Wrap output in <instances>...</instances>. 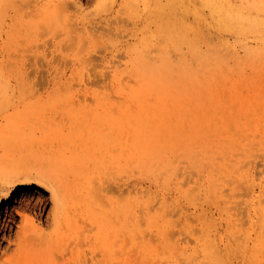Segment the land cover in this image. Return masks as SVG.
<instances>
[{"label": "bare ground", "instance_id": "bare-ground-1", "mask_svg": "<svg viewBox=\"0 0 264 264\" xmlns=\"http://www.w3.org/2000/svg\"><path fill=\"white\" fill-rule=\"evenodd\" d=\"M2 1H4V3H5V0H1V3H3ZM69 1L70 0H68V2ZM112 1L115 2L116 0H112ZM112 1H110V0H95V4L97 6V10L96 9L95 10L98 11V9H100V8L102 10L105 7H106V9L110 8L114 4V3H112ZM140 1L141 0H122L121 2H119L120 6L118 4H117V6L121 7L120 9L121 10L123 9V12H125V13H129V11H131V13H133L132 11L135 12V10L136 11H140ZM171 1H173L174 4L177 3V6H175L176 9L174 8V10L176 11V14H178L179 16L177 17V19L176 18L174 19V21L177 22L176 24H173L174 29L172 31H170L169 33L166 32V36L168 37V41L166 43V48L163 49V51L161 52L162 54L160 53V56H159L160 60H159L158 63L156 62V59H155L154 63H156V64H153V66L151 67L152 70H147L148 66L145 67L146 66L145 65L146 62L144 61V58H145V55L148 56V55L152 54V53L148 54L149 53L148 50L152 49L151 46L153 47V45H151L149 47V49L145 50V51H144V47H146L148 45V42L150 40V38L148 39L147 35H150L153 32L146 35V34L143 33V30H142L143 27H138L134 33L132 32L134 35H136L134 41L129 43V45L126 47V49H123V48L121 49V50H125L126 51V55L129 58L128 62L125 63V68L123 70L116 69V70L110 72L111 74L108 73L109 69H108V71L105 70L107 73H105L104 70H103L102 74L100 72L101 79H103L102 75H103V77H105L102 80V82L103 83H105L107 81L110 82L109 87H108V85H106L108 83L104 84L105 88H110L109 91L112 89L111 91L112 92L114 91L116 93L115 94L116 96H120V97H118V100H119V98H122V99L126 98V100H128L129 102L132 103L131 105H130V103H126L125 106L121 107L122 104L118 102V104H116L115 106L120 105V109H119L118 106H117L118 107L117 109L114 108L115 106H113V102L111 101V97L115 96V95H113L114 92L113 93L110 92L109 95H108L107 93L106 94L103 93L105 91H103V92H100V91H97V90L89 91L87 89V90H84L82 92H80L81 90H77V91H74V92L71 91L70 94L67 93V94L64 95V93H63V95H62L63 97H66L65 98L66 102L68 104H70L68 110L65 109L64 113L66 114V112H68L70 114L69 117L72 118L74 120V122H76V124L78 126H82L83 127V125H84V127L83 128L82 127L75 128L76 127V125H75V126H72L74 128V130H73V128L71 129V127L69 126L71 130H69L68 132H65L63 129H62L63 131L60 130V132H56L57 131L56 130L55 131L57 133V134L55 133L56 135L52 136L51 132H50L49 134L46 135V138L47 137L55 138V140L60 142L62 145H64V147H65V145L69 144V148H71L70 146H72V147L75 148V150L81 149L80 151H75V152H72V151L70 152V150H67V151H69V153L71 155L66 156V158L62 162H60V159L58 157L59 162H60L59 165H60L61 168L63 167L62 165L67 163V165H65V166H67V167L68 166H70V167L72 166L74 168V170L76 171V173L78 175V179H80L82 181L80 187H77L78 189L74 186L73 183H69V184L68 183H64V180L62 179V175H61L60 172H58V173H56L54 175V174L51 173L50 169H46V170L39 169V168H41L40 165L35 167V169L38 168L37 170H34L31 166H27V165L22 164V162H21L22 160H21V158H19L20 154L17 156L18 158H16L17 154H15V156H13L12 154H7L6 155L4 153L5 157H2V159H0V204H2L1 202H3V201L7 202L6 208L4 210L5 211L4 214H5L6 217L8 215H10V211H11V208H12V206L10 205V202H11V199L14 198V196L16 198V192L18 190V187L20 188V194H17V197L20 198V199H23V200L24 199L26 200L27 198H29V195H31L30 194L31 189L33 188V185L35 183H37V185H38L37 188L35 189L36 192H43V193L47 192L48 193L47 197L49 199H47V201L51 202L52 208H51V210L49 211V213L47 215L46 223H50L51 221L53 223V227H52L53 231H52V233H50V235H52V236L54 235L55 238H53V239H55L56 241H57V239L65 240V243H64L65 247H62V249H60V250L57 248L60 251L59 253H62V254L58 253L59 254L58 255V254H56L55 251L52 250L53 252H55V253H52V254H54L55 257L58 255L56 258L59 259L56 262H54L53 264H70L69 262H65V252H63V250L64 249L65 250L71 249L72 254H71V252H69L70 250H68V252L71 255H73L74 254L73 252H75L77 250H80L81 249L80 247L85 244L84 239L86 237L89 238L88 237L89 231L92 234L96 233L94 231L92 232V230H96L95 228L93 229V227L94 226L97 227V225H98L97 223H99L100 227H102V229L101 228L100 229L103 230V231H100V229L96 230L97 231V235H98V233H99L98 231H100V234L102 232H104V229H103L104 222L105 221L108 222L109 219L111 218V210H112L113 204H111V203L109 204V201H108V203H105L107 198L101 196L102 194L100 195V192L101 191L103 192V190L106 187L104 185L105 187L103 188V185H102L103 184V179H102V181L101 180L96 181L95 179H93V178L97 177L96 175L93 174L94 172L92 174L91 173L90 174L94 175L95 177H92V176L90 177V175H88L86 173V171H89V167L87 166L88 170L82 169L83 164L92 163V165L94 164L96 166L97 163L104 161L103 163L105 165V161H107L108 165L110 163L109 166H112V164H116L118 166L120 164L121 160H124L125 164L123 162L122 166H121L122 172H123V166L124 165H126L125 166L126 170L127 169H131L132 170V168L134 170V168L137 169L136 167H139V168H141V169H139L140 170L139 172L137 170H135V171L132 170V171L135 172V173L138 172L139 174H140V172H143V173H146L148 175H152L155 178H157V176H159L161 174H159L156 171L157 174H158L157 175L154 171L155 170H161V171L163 170V172H160V173H162V174H164L165 172L167 173V174L165 173L167 175V177L164 178L165 180L163 179V181H164L163 183L164 184H161V187L164 188L166 186H169L167 184L171 181V179L174 176H178L179 177V175L180 176L183 175L184 178L181 176L183 178V179L181 178L182 180L189 179L190 177H191V179L193 178L192 175L189 178H188L189 175H187L189 173L192 174V170H194V169H191V168H193V163H192V167L189 168V169H191L189 173H187L185 171H181L182 173H184V172L186 173V177L187 178H185V176H184L185 174L180 173V170H182V168H185L184 166L182 168H180V166L183 165L184 162L179 165L180 169L178 171V167L175 164V153L178 152L177 151L178 149L176 150V148L175 149L173 148L172 151H174V152L176 151V152L175 153L173 152L174 153V157H172L173 153H172V151L170 152V148L173 147L172 145L176 144V147L177 148L180 147L181 149H184V147L187 145L186 148L188 150H191V152L195 151V153H196V154L194 153V155H191V157L194 156V157L198 158V156H197L198 153L201 154L203 152L202 151H198V149L195 147V146H197L199 144L197 142H201L200 143L201 144L200 147H201L202 145H204L203 143H206V145H207V141H209V143H210L209 148L207 146V148H208L207 151L208 152L206 153V148H205L206 145H205V147H204L205 148V151H204L205 153L203 155H201L200 163L197 162L198 159L197 160L195 159L196 161L194 160V162H195L194 165H196L195 167H198L197 166L198 164L201 167V168H197L199 170L198 171L199 179L198 180L194 179L195 182H196L195 186L191 187V185L193 183H191V185H188V186H190V188L194 189L195 191L194 192L191 191V190H190L191 192L188 191V194L185 195V198H186V196L193 195V198H194V196H195V198L197 196L203 197L204 199L206 198L205 201L206 200L208 201V199H213V200L218 199V200H221V202H226V204H224V205H222L221 203H219V205L221 204L222 207L226 205V208H227L228 207L227 202L230 201V199H232L230 197V195L231 196H232V194H236L237 195L238 193L241 194L243 191H245V189H246L245 187H248V186L244 185V181L246 180V178L244 177V173L243 172H246V170L251 171V170H249V169H252L251 167L250 168H246L245 167L243 169V166L240 164L241 165L240 167L242 168V170H245V171L241 172V173H243L242 179L245 178V179H243L244 181L241 180V179L239 180L238 178H235L233 183H231L235 173H234L233 177H231V179H230L231 181L228 178H227L228 180L226 179L233 186L238 181H240V183H242L245 186L244 187L242 184H239V189H240V185H241V188L244 187L245 189L243 188L242 192H241V189H240V191H238L239 189H237L236 193H234V190L236 189V187L235 186L232 187V188H235V189L229 195L230 199H228L229 198L228 194L225 191L227 187L223 188V186H222L223 185V181H225L223 179V177L226 176V175L220 176V174H219V172L222 170V169L220 170L219 167L223 168V167L226 166V164L228 165V163H231V162H232L231 163L232 164L231 167H233L235 169V171L231 169L233 172H237V171H239L241 169V168H239V165H237L238 163H240V160H236V157L231 155L232 147L234 146L233 148L235 149V148H238L239 145H240V144L236 143V140H235L236 138H234L231 133H235L234 135H236V132H239L236 137H239L240 139H241V137H243V136H240V135L244 134V131H237V130H240L241 126L243 127V125H245V124H241L242 123L241 115H242V112L244 110H246V109H248L250 107L248 105V103H247V100H246L247 98L245 96L246 95L245 91H247V92L249 91V89L246 90L248 87H246L245 91L242 92V90H239V89H243V88H240L241 87V86L239 87L240 84L235 82L237 79L234 81V78L237 76L236 72L238 70L236 71V69H237L238 66L235 67V69H234L235 73H236V76H235V74L232 71L231 72L234 75L232 73L230 74V73L224 72L226 70L225 68H228V67L224 66L225 63H226L224 61L225 58H226V55L223 54V55H225V57H224L221 52L223 51V49H222L223 47L224 48L228 47V50H230L231 48L235 49L237 47V45L239 44V46L244 48L246 59H247V57L250 59V60L243 59L245 63L257 61V60H253V59L257 55H258V58H259V54L263 53L261 48L264 47V0H200L201 4L203 5V8H206L209 11V14L211 15V17H212V19L214 21V23H212V24H210L211 22L209 23L210 25H208V28H206V27L205 28L208 29L207 31H209L211 33L215 32L217 34V36L219 38L217 43L213 42L214 38L216 37V34H215V37H213V38L211 37L212 34H210V36L207 38V36H202L201 35L202 31L204 29L203 28L200 29L198 24H197V26H195V25H192V23L183 22V20L185 19L184 17H186V16L184 15V9H180L179 7L184 5L186 3V0H171ZM196 1H198V0H196ZM145 2L147 4H149V2L147 0ZM12 4H13V6H15V15H16V17L21 22L25 23L24 25H26V26H24V28H21V27H23L21 25L20 29H22L21 30V33H22L23 30H25V29L28 30V28L32 24L35 26L34 28L41 27L39 25H42L43 21H46V19L48 18L47 14L48 13L50 14V12H58L60 10L61 13L58 12V14H61L62 16H64L62 14V12L65 14L67 12V9H68V7H66L64 5L68 6L69 3H66V0H15L14 2H11V5ZM145 4L143 2V5H145ZM115 9L118 10V8H115ZM120 9H119V11L121 13L122 11ZM107 10H109V9H107ZM192 10L194 11L193 8H192ZM120 13H117L116 15H118ZM193 13H195V12H193ZM58 14L56 13V15L59 17ZM75 14H73V15H75ZM122 15H123V17H125V16L127 17V15H125L124 13ZM134 15H135V13H134ZM139 15H140V13H139ZM50 16L51 15H49V18H48L49 20L51 19ZM119 16H121V14ZM14 17L15 16L13 14V18ZM69 17H66V18L64 17V18L68 19ZM116 17H114V19ZM123 17H122V20H123ZM24 18H26V21H25ZM37 18H40V20H42V22L38 23L39 20H36ZM52 18H53V16H52ZM60 18H57V19L58 20L60 19L62 21V17L61 16H60ZM71 18H72V16H71ZM3 19L5 20V17H3L2 12L0 11V21H2ZM65 19L63 20V22L66 21ZM110 19H112V18L110 17ZM68 21H69V19H68ZM124 21H125V18H124ZM204 21H205V19H204ZM133 22H135V21L133 20ZM17 23L18 22H15V24H17ZM74 23H72V22L69 23V22L66 21V23L64 25V29L67 32L68 31L78 32L77 28H74V29L70 28L71 25L72 26H74V25L76 26L77 25V24H74ZM101 23H103V22H101ZM156 24H158V23L156 22ZM33 25H32V27H33ZM46 25H47V23L45 24V22H44V25H42L43 26L42 29H44L46 27ZM88 25H89V23H88ZM60 26H63V25H60ZM161 26H162V23H161ZM169 26L170 25L163 26V30H161V31H164ZM14 28L15 27H13V29ZM18 28L19 27H17V29ZM116 28H118V26ZM13 29H12L10 34L7 33V39H4L3 43L9 42V40H10V38L12 36V33H13ZM64 29L62 31H64ZM159 29H161V28H159ZM35 30H37V29H35ZM40 30L41 29H39L38 31H40ZM91 31H93L94 34L96 32V31L94 32V28ZM91 31L90 32H86L88 37L92 36L93 33ZM129 31H127L128 32L127 34H129ZM31 32H32L31 29H29V31H28L29 35L32 34ZM116 32H114V33L116 34ZM204 32H205V30H204ZM209 32L207 33V35H209ZM123 33H125V32H123ZM22 34H24V32ZM120 34H122V33H120ZM120 34H118V35H120ZM154 34H156V33H154ZM162 34H163V32H162ZM73 35L75 37L77 35V33L73 34ZM73 35H72V37H73ZM99 35L102 36V38H103V35H101L100 33H99ZM134 35H133V38H134ZM205 35H206V32H205ZM213 35H214V33H213ZM77 36H78V38L80 40L83 37L85 38V36L84 35L82 36L80 33ZM95 36H96V34H95ZM122 36L123 35H121V37ZM127 36H124V37H127ZM150 36L152 37L153 35H150ZM156 36H158V35H156ZM2 37L3 36H0V38H2ZM210 37L212 39L211 40L212 42L210 41L211 44L208 45L207 43H208V41H209L208 39H210ZM232 37H233V40H231ZM200 38H201V40H205V42L203 41L204 43L207 42L205 45L207 47H209V48H206V46H204L206 49L204 47H202L204 44H203L202 41H200ZM251 38L252 39L254 38V40H252ZM73 39L74 38H72V41H73ZM75 39H77V38H75ZM79 39L77 40V42L79 41ZM85 39H83V40L85 41ZM154 39H155V37L152 39V41ZM156 39H159V38H156ZM14 40L17 41V39H14ZM92 40L95 41L96 43L100 42L99 40H98L99 42H97L96 40H94V38H92ZM108 40H111V38L110 39L108 38ZM164 40L166 41V39H164ZM22 41L24 42V38H23ZM114 41H116V40H114ZM25 42H26V40H25ZM102 42H103V40H102ZM79 43H80V41H79ZM22 44H24V43H22ZM26 44L27 43H25V45ZM92 44H94V42ZM28 45H30V44H28ZM169 45L171 46V48L173 50L176 51L175 54L172 53L173 52V51H171L172 49L169 50L170 49ZM217 45H220V46H223V47H221L219 49L218 47H216ZM157 46L158 45L155 46L156 49L153 47L152 51H154V49L156 51L158 49ZM17 48L19 49V47H17ZM26 48H27L26 50L28 51V47H26ZM80 48H82V46H80ZM184 49H185V52L182 51ZM20 50H22V49H20ZM160 50L161 49H158L159 52H160ZM116 51H117V49L115 50V52ZM146 51H147V53H146ZM186 51L190 55V59L186 58L187 57V55H185ZM81 52H82V50H81ZM84 52H85V50H84ZM122 52L123 51H121V53ZM124 52H123L122 55H124ZM144 52L146 54H144ZM159 52H158L157 55H159ZM228 52L231 53L232 51H228ZM233 52H235V51H233ZM118 53L120 54V52H118ZM88 54H89V52L87 53V55ZM122 55L120 57H122ZM82 56H83V54H82ZM147 56H146V60H148ZM155 56L156 55H154V57ZM149 57H151V56H148V58ZM263 57H264V55H263ZM153 58H150V59H153ZM227 58L230 59V56H227ZM81 59H83V57ZM150 59H149V62H150ZM229 59H227V60H229ZM114 60H116V61L119 60L120 61V58L114 59ZM262 60H264V59L261 58L260 62ZM119 61H118V64H119ZM121 62H123V61H121ZM113 63H114V61H112V65L111 66L115 67L116 64L114 65ZM142 63L144 64V67H143ZM227 63H229V61H227ZM258 63L259 62H257V65L254 64L252 66L253 67H255V66L258 67L260 65V64L258 65ZM123 64L124 63H121V64H119L120 66H118V65L117 66L121 67V69H122ZM109 65L110 64H108L107 66L109 67ZM233 65L234 64H232V65L230 64L229 67H233ZM241 65H244V63L241 64ZM263 65L261 66L262 69L264 68ZM101 66H103V65H101ZM88 67H90V66H88ZM241 67L243 69V66H241ZM250 68H251V66H250ZM89 69H91V68H89ZM262 69H260L258 71L264 72ZM86 70H88V69H85V71L83 73L80 72L78 77H76L77 75L75 76L76 78L79 79L78 83H81V85L85 84L87 82V78H89L93 74V73L90 74ZM96 70H98V69H96ZM229 71H230V69H229ZM258 71L255 72V73H258ZM239 72H240V70H239ZM246 72H248V71L246 70ZM225 73H226V75L227 74L230 75V80L235 76L232 79L233 81H230L231 83L228 82V80H226V79H228V77L223 75ZM244 73L242 74V76L244 75ZM248 73H249L248 75L252 74L250 71ZM261 73H259V74H261ZM106 74L109 77L111 75L110 79H108L107 81L105 80L106 76H104ZM240 74H241V72H240ZM263 74L264 73H262L261 75H263ZM231 75H233L232 78H231ZM247 76H245V77H247ZM254 76H255V74H254ZM256 76H258V75L256 74ZM69 77H68V79H70ZM221 77H224L223 80L219 79ZM251 77L249 78L250 80H251ZM72 78H73V76H72ZM91 78H92V76H91ZM261 78H262V76H261ZM261 78H259V79H261ZM78 79H76V80H78ZM238 79H239V77H238ZM240 79H244V77H242ZM246 79H248V78H246ZM246 79H244L243 81H241V80L240 81L246 83V82H248V81H245ZM259 79L256 78V79L252 80L251 81V82H253L252 84H255L254 81L259 80ZM262 80H263V78H262ZM222 81H223V83H224V81L229 83V84L225 83V85L230 87V89H228V90L231 92V93L228 92V93H230V95H226V96H228L227 98L225 96H223L222 92L224 91V93H226L228 90H226V89H223V91H221L222 89L221 90L219 89L218 91L214 90L215 85H217V86L219 85L220 86ZM72 82L73 81H71V83ZM100 82H101V80H100ZM213 82H217V83H213ZM237 82H238V80H237ZM251 82L249 81L248 83H251ZM235 83L238 84V87H237V85L235 86ZM248 83H247V85H248ZM261 83L260 84L257 83V84L262 85ZM263 83H264V81H263ZM92 84H94V82H92ZM101 85L104 87L103 84H101ZM222 85H224V84H222ZM259 85L257 86L258 88L260 87ZM243 86L245 88V84ZM223 87H225V86H223ZM263 87H264V84H263ZM192 88H193V90H191ZM255 89H253V90H255ZM244 93H245V95H244ZM2 94H4V93H2ZM80 95H82L83 98L79 97ZM116 96L114 98L117 100ZM58 98H60V97H57V99ZM91 98H92V100H91ZM114 98H112V99H114ZM88 99H90L94 103L91 102L92 105H90L89 104L90 100L88 101ZM202 99L204 101H210V102L203 105L202 102H201ZM150 100H151V102H150ZM63 101H64V98H63ZM152 101H154V102H152ZM47 102H50V101H47ZM61 103L62 102H59V104H61ZM77 103L80 104L79 107H76ZM115 103H116V101H115ZM124 103H125V101H124ZM133 103L136 104V108L135 109H134V105L135 104L133 105ZM47 104H49V103H47ZM64 105H65V103H64ZM64 105H62V106L64 107ZM214 106H219L220 109L225 108V109L229 110L231 114H234V119L232 121H230L228 118L225 119L223 117V115L218 113V112L215 113L213 115L212 119H211V115H212V111L214 109ZM150 107H153V110ZM154 107H155V109H154ZM47 109H49V108H47ZM51 111L55 112V110H53V109ZM36 113H37V111H36ZM52 113L53 112H51V114ZM44 115H46V114H44ZM16 117H17V115H16ZM46 117H47V115H46ZM46 117H45V119H46ZM66 118H67L66 119V121H67L68 117H66ZM11 119H13V118H11ZM21 119H22L21 121H19V120L15 121V123L13 125H12L11 120H9L11 122L9 128L6 127L9 124H7V123H6L7 125L4 124L6 126H4L3 129H5V127H6L7 131H4L3 134H2L3 135V138L1 139V142L3 141L2 143H4V142L6 143L10 139L21 138V139H24L25 142L30 143L31 147H33L39 142V139L35 137V135L37 134V132L35 134V129H37V125L27 122L29 120V117L27 115L25 117H21ZM50 120H51V118H50ZM71 121H69V122H71ZM36 123H38V121ZM46 123L48 124V121H46ZM53 123H56V121L53 122ZM53 123H51V125ZM244 123H246V122H244ZM28 124H29V126H31V128L29 126H26ZM47 124H44V125L46 126ZM58 124H56V127H57V129L58 128L60 129V127H58ZM61 124H63V123H61ZM232 124L234 125L233 126L234 129L230 128V127H232ZM41 125H43V122L41 123ZM24 126L29 127L30 129H32L31 132H30L31 134L30 133H26L23 130ZM47 126H46V128H48ZM26 127H24V129ZM182 127H184V128H182ZM253 127H255V125ZM66 128H65V130H66ZM185 129L188 130V133L186 132L187 137L189 135V137L192 138V140L196 141L197 144L193 145L192 143L194 141L193 142L190 141L189 144H187V142L184 143V140H183L184 138L183 137L181 139H179L177 134L178 133H180V134L185 133L184 132ZM242 129H244V127ZM250 129L251 128L249 127V130ZM254 129L252 128L253 131H254ZM51 130H53V127L51 128ZM83 130H86L87 134L85 133V131L82 132ZM207 130H209V131L210 130H215V133H213V135H212V133L208 134V135H210L211 141H210V139H207L208 137H207V134L205 133V131L207 132ZM229 130H231L230 131L231 133L229 132ZM232 130H233V132H232ZM226 132H229L231 134V137L234 138L235 143L238 144V145L230 144L229 146H224L227 143L225 144L223 142V140H222L223 138L221 139V141H222V143H224V145H222L219 142L221 135H223V133H226ZM0 133H1V131H0ZM113 133H114V136L116 138L114 137L113 139L110 140L109 137L112 138V134ZM246 134H248V131L246 132ZM175 135H177V136H175ZM211 135L212 136L216 135V137H219V139L218 138H214L213 139V138H211L212 137ZM38 136H39V134H38ZM228 136H229V134L226 137H228ZM255 137H257V136H255ZM41 138H43V137H41ZM41 138H40V140H41ZM233 138H227L228 142H232L231 140H233ZM215 139L216 140L218 139L219 140L218 142L221 145L218 144V142H217V144H214V146H213L212 143L215 142ZM229 139H231V140H229ZM46 140H45V142H46ZM120 140H122V141H120ZM179 140H182V141L180 142ZM47 141H49V140H47ZM39 144L40 143H38L37 145H39ZM43 144H44V142H43ZM54 144L55 143H53V145ZM21 145H22V143H21ZM37 145L35 146L36 151H34V152H37V148H38ZM58 145H60V144L58 143ZM39 146H41V145H39ZM112 146L114 148H112ZM220 146H221V148H220ZM7 147L8 146H6L5 148H7ZM86 147H87L88 152L85 151ZM249 147H250V144H249ZM11 148H13V147H11ZM204 148H201V149H204ZM216 148H220V149L218 150ZM240 148H242V147H240ZM42 149H44V148H42ZM50 149L52 150L51 152H53V151L55 152L56 151V153H57V151H58L57 148H56V144L54 145L53 149L52 148H50ZM50 149L48 151H50ZM253 149H251V150H253ZM0 150L2 151V149H0ZM17 150H19V149H17ZM116 150H118V151L116 152ZM24 151L25 150H23L22 153H24ZM29 151L30 150H27V152H29ZM38 151H40V150H38ZM183 151H181V152H183ZM196 151H198V153ZM181 152L179 151V153H177V154L178 155L180 154V156H181ZM38 153H39V156H40L41 151L38 152ZM66 153H68V152H66ZM229 153L231 155V156L229 155V158L233 156L232 158H235L234 160H236V161L230 160V159L228 160V154ZM0 154H2V153H0ZM101 154H103V155L100 156ZM191 154H193V153H191ZM65 155H67V154H65ZM178 155H176V156L178 157ZM237 155H238V153H237ZM257 155H258V153H257ZM220 156H222V157L220 158ZM181 157H180V159L183 160V157L182 158ZM38 158H40V157H38ZM45 158H46V156L44 157V159ZM52 158L53 157H51V159ZM44 159H43V161H45ZM180 159H179V161L181 162L182 160H180ZM185 159H188V158L184 157L183 161H185V164H186L187 161ZM39 160L40 159H38V161ZM43 161H41V162H43ZM46 161L48 162L47 158H46ZM46 161H45V163L47 164ZM51 161H54V160L52 159ZM177 161H178V159H177ZM227 161H228V163H227ZM233 161H234L235 164L233 163ZM247 161H246V164H247ZM57 162H58V160H57ZM196 163H198V164H196ZM55 164H56V166H58L57 163H55ZM78 165L81 167L80 170L77 168ZM189 165L190 164H188V166ZM102 166L103 165H99V168H98L99 171H100V168L102 169ZM229 166L230 165H228V167ZM96 167H98V166H96ZM125 167H124V170H125ZM228 167H225V168H228ZM114 168H116V167H114ZM225 168H223V170ZM107 169L109 170L108 167H107ZM186 169H188V168H186ZM117 170H119L118 167H117ZM121 170H119V171H121ZM126 170L123 173H125V176H128L127 175L128 174V170L127 171ZM116 171L114 169V171L113 172L111 171V173L115 172V175H117ZM225 171H226V169L224 170V174L231 175V173H228L229 170H228V172L226 171V173H225ZM106 172L107 171H105V173ZM193 172L197 173V171H193ZM252 172H253V170H252ZM255 172H257V171H255ZM98 173L99 172H97L96 174H98ZM100 173L99 174L103 177L104 173L103 172H100ZM111 173H110V170H109L108 174H111ZM196 173H193V175L195 176ZM248 173H250V172H248ZM248 173H247V175H248L249 178L248 177L247 178L250 179V175L251 174L249 175ZM120 174H121V172H120ZM165 174H164V176H166ZM239 174H240V171H239ZM51 175H53L54 177H52ZM115 175H114V177H115ZM241 175L242 174H240L239 176H241ZM256 175H258V174H256ZM72 177H73V175H72ZM129 177H131V176H129ZM227 177L230 178V176H227ZM254 177H256L257 179L259 178V176H254ZM254 177L252 178V175H251V178L256 180V178H254ZM191 179H189L188 181H191ZM236 179H238V180L235 181ZM92 180H94L93 181L94 183L92 182ZM107 180H105L106 184L108 183ZM179 180L180 179L178 178V181ZM188 181H185V183H184V181H181V182H183V184L181 182H177V183H181L182 184L181 187L183 188L184 184H186V182H188ZM192 181H193V179H192ZM246 181H245V183H246ZM71 182H73V181L71 180ZM95 182H96V184H95ZM97 182L100 183L99 185H102V188L99 185L96 186ZM89 183H90V185H91V183H93V185H94V186L93 185L89 186L90 190H88V187H86ZM248 183H246V184H248ZM253 183L254 182L252 181V184ZM252 184H250V185L252 186ZM250 185H249L248 188L251 187ZM135 186H136V183H135ZM135 186L133 188L134 192L130 193V192L133 191V189H132V191L129 192L130 195L131 194L132 195H136L135 194V191H136L135 190ZM224 186H226V183H225ZM96 187H98V188H96ZM146 187L147 186H145V189H147ZM237 187H238V185H237ZM92 188H93V191L91 190ZM263 188H264V184H263ZM42 189H43V191H42ZM110 189H112V187ZM110 189H108V193H109ZM123 189L125 190V188H123ZM140 189L143 190L142 188H140ZM247 189H246V191H248ZM258 189H259V187H258ZM126 190H127V187H126ZM144 191H146V190H144ZM223 191H225V192H223ZM79 192H81V193H79ZM156 192L157 191H155V193ZM257 192H259V190ZM145 193L147 194V198H148V196H150V195H148L147 192H145ZM80 194H81V196H80ZM137 194H138V192H137ZM225 194H226V196H225ZM263 194H264V190H263ZM263 194H262V196H264ZM96 195H97V197L100 196V198H99L100 201L101 200L102 201L105 200V201H103V203L100 202L101 203L100 206L102 207L101 209L98 208L97 205L93 204L94 198H97V197H95ZM142 195H144L143 191H142ZM138 196L136 198L140 199L141 201L143 200V202H144L145 195L142 196V198H139ZM243 196H244V192H243ZM102 197H103V199H101ZM150 197L153 198L152 196H150ZM248 197H249V193H248ZM256 197H257V200H258V196H256ZM18 198H17V200H18ZM114 198H116V196ZM136 198L133 197V196L129 197L127 200H125L126 198L125 199L122 198V199H124L123 200L124 202L121 201L122 203H121V206H120V210H118L119 208L117 207L118 206L117 203L121 199L116 200V202L118 201L116 203L117 206L114 207L116 209L113 208V211L115 210L114 212H117V210H118L119 211L118 215L122 216L123 221H122V223L115 222V221L118 220V219H116L117 215L115 216V215L112 214V216L115 217V218H114V220H113V218H111V221L114 222L113 226H112V229H115L117 227H121L117 231L116 236L118 235V232H119V236L120 235H123V236L121 238L119 236H117V238L118 239L119 238L120 239H122V238L125 239L126 238L124 241L122 239V242H124V244H120L121 242L120 243L118 242V243L120 245H122V246L125 245L126 243L130 244L131 248L129 247V249L132 250V253L137 251L136 253L132 254L131 250L127 252V250H126L127 249V244H126V249L123 246L124 251H126L127 253L130 254V256H131V257L129 256L130 258L134 257V255L137 256V253L139 252L140 253V254L138 253L139 254L138 255L139 258L138 257H134V258H137V260H139V264H150L151 260H149V259L146 260V258H147L146 255L148 254L147 256H150V257L153 256V258L156 255L159 256L161 248H163L164 251L166 250V254H164V252H162V254H164V256L167 255L168 252H170V254L172 255L177 250H178V252L181 251L180 254L185 259H183L180 255L179 256L183 259V261L187 260V262L189 264H230V255H231L232 249L230 248V246H226L222 250H221V248H219V244H218L217 239L215 237H213V233L214 234L217 233V225H216L217 222L215 221V219L213 217L206 215L205 216L206 220H205L203 218V216L201 217L200 213L198 212L199 213L198 215H200V217L205 220V222L201 221V223H200V224H202V222L204 223L203 224L204 225L203 230H201V228H200L199 229L200 232H199V234H197L198 230L195 231L194 229H191V230H193V232L189 231V233L191 235H189V233H188V235L185 234L184 237H183L184 232L182 234V231L184 230V228H183L182 231L180 229H178L179 227L176 228L177 230L173 228V226H175L176 224H177V226L179 225L178 224L179 222H176V221H178V218H177V220L175 218L176 221L173 219L177 215V214H174L173 211L174 212L176 211L177 213H179L181 211L178 212L177 210H179L181 208L178 209L177 207L176 208L172 207L173 205H172V202H171L170 206L171 205L172 206L171 207L169 206L170 210H168L169 213H167L166 211H167V209H169L168 208V203H166V200H164V198H163V200L161 199V197L159 198L160 200H162L161 203H164V201H165L164 205L165 204L167 205V207L165 205V207L167 209L164 207V209H165L164 211L165 212H163V214L161 213L162 216L165 215L164 213L170 214V211H172V209H173V211H172V214H173L172 215V219L173 220L168 221V224L172 223V221H173V223L175 222L176 224L175 225L173 223H172L173 225L169 224V226H172V227H170L171 229L170 228L168 229L169 230V232H168L167 229H166V223H167L166 220L167 219L169 220V218L171 217V214H170V216H168L169 218H164L165 216L164 217H160L161 215H160V212H158L159 210L157 212L152 211L153 209H152V207H150L151 204H149L150 202L147 199L148 202H146V200H145V202L147 203V205L149 204L150 206L148 205L149 208L145 209L144 215H143L144 220H143L142 217L139 218V216L142 215L141 212H140V211H142V208H140V205H139L140 203H139V201ZM159 199H157V200L160 203ZM98 200L95 199V201H97V203L99 202ZM157 200H155V201L157 202ZM195 200L196 199H193V201H195ZM234 200H237V202L241 203V201H239L237 197ZM234 200L231 201L232 204H231V202L228 203V204H231V205H229L230 207H228L225 210L226 214H227V218H228L227 224H229V226H230L228 232L229 233L230 232L234 233V238H236V237L239 238V239L242 238L243 241H245L243 243L241 241L240 244H239V245L244 247L243 249L239 250V251L243 252L244 261L247 262V264H260V260H262L263 257H264V256H262L263 254L260 257L261 252L264 251V207H263L264 204L263 203L262 204H260V203L256 204L255 203L256 202L255 196H251V198L249 200L247 198V200L245 201L246 202L245 210H244V206H243V210L248 215V217L247 216L246 217L249 218L251 223L254 224L259 229V231L256 233V237L253 238V241H252L253 245L251 247H248L249 241H251L252 238H251V240L249 239L250 234L245 232L244 230H242L241 227H240V224L243 222L242 221L243 218H244V220L246 222H243L241 224L242 227H244L243 226L244 223H247V222L250 223V221L245 219V215L243 216V214H244L243 211H242L243 214H241L242 217H243L242 219H241V217L236 215V214L239 215L240 210H241L239 206H241L242 204L239 203V205H238L237 203H235L236 201H234ZM261 200H262V198H261ZM95 201H94V203H95ZM242 202H244V197H243V201ZM260 202H263V201H260ZM157 203H155V204H157ZM159 203H158V205L162 206V204H159ZM102 204H106L107 205V206H105V207H107L106 210L103 209V205ZM137 205H139L138 207H139L140 210L137 209V211H136L135 208H136ZM233 205H235L236 207H233ZM154 206H153V208H156V205H154ZM161 206L159 207L160 211H161V208H162ZM159 208H157V209H159ZM157 209H155V210H157ZM137 212L138 213L140 212L139 214H141V215L137 216V214H138ZM102 213L105 214V216H106L105 218L103 217ZM185 215L187 216V213H185ZM186 216H185V219H186ZM196 216L197 215H195L194 218H197ZM101 217H102V219L104 218L105 221L102 220L100 222L99 220H101ZM187 217L190 220L189 219H186V220L190 221L189 224H191V222H192V225H191L192 227L191 228H193V226H194L193 222H195L193 217H191V215H190V217H189V215ZM162 218L166 219V220L164 221V220H162ZM106 219H108V221ZM139 219L144 221V223L142 221L139 222ZM191 219H192V221H191ZM87 220H89L90 222H88ZM180 221H182V220H180ZM206 221H207V224H206ZM93 222H97V223H95V225L93 224V227L91 226L92 227V229L90 228L91 230H89V228H88V230H89L88 231L87 230V226L91 225ZM197 222H195L196 226H197V224H196ZM42 223L45 224L44 221ZM89 223H91V224H89ZM118 224H120V225H118ZM182 224H183V222H182ZM184 224H183V226H184ZM247 224H245V225H247ZM140 225H145L144 226V230L146 228V230H145L146 232L143 233V229L141 228ZM251 225H250V227H251ZM105 226H106V224H105ZM115 226H117V227H115ZM23 227H27V235L25 236L26 244L32 245V248L34 249L35 248V247H33L34 244H38L39 245L40 242H43L42 240H44V239L40 240V237H38L40 235H44L43 234L44 230L42 229L43 226H40L38 224L34 225L32 220H23L22 224H18V228L21 229ZM108 230H109L108 238L109 237L111 238L110 235L113 234L112 232H114V234H115L116 230L115 231L112 230L111 233H110L111 230L109 228H108ZM120 230H121V232H120ZM148 230H150L151 232L148 233L147 232ZM170 230L171 231L172 230H176L174 232H176L177 235L181 231L180 234H181L182 237L181 238L178 237V238L180 240L182 239V241H184L185 238L188 239L189 236H190V238L192 240L190 238L188 240H186L185 242H187V243H185V245H183L180 242V240L177 241V242L176 241L173 242L174 237H173V234L170 233ZM178 230H180V231H178ZM249 230H251V229H249ZM87 232H88V234H87ZM145 233L150 234V236L155 234L156 235V240L155 241H151V240L144 239V237H147V238L149 237V236H146L147 234L144 235ZM168 233H169V235H172L171 237L173 238V240H171L172 239L171 237H170L171 239L168 237ZM250 233H251V231H250ZM104 234L105 233H103L102 235L106 237V240H102V241H103V246H105V247H108L109 244L111 246V244H112L111 241L114 242L113 241L114 239L118 240L117 238H114V235H112V238H114V239L111 240L110 243H109L108 239H107V235H104ZM165 234H167L166 235L167 237L165 236ZM93 235H91V237L94 239ZM97 235L95 236V239L97 238L96 240H98ZM124 235H125V237H124ZM235 235H236V237H235ZM28 237H29V239H28ZM44 237L47 238V236H44ZM153 237H155V236H153ZM167 238H169L170 241ZM149 239H150V237H149ZM248 239H249V241H248ZM191 241H193L192 242L194 244L193 246H192V244L190 245ZM57 242H59V241H57ZM87 242H88V240H86V243ZM90 242H92L91 238H90ZM230 242H231V240H230ZM116 243H117V241H116ZM118 243L116 245L119 246ZM235 243H237V242H235ZM250 244H251V242H250ZM101 245H102V243L99 244V246H101ZM114 245H115V243H114ZM114 245H112V246H114ZM239 245H238V247L241 248ZM96 246H98V245H96ZM53 247L54 246H52L50 248L52 249ZM134 247L139 249V251L136 248H134ZM112 248H113V251H111V252H113V255H114V252H116V251L114 250L115 249L114 247H112ZM134 249H136V250L134 251ZM30 250H32V249H30ZM34 251H36V249ZM118 251L121 252V249L118 250ZM79 252L82 253V254H80V256H82L83 255V251H79ZM109 253L110 252H108V254ZM117 253H115V254H117ZM122 253H120V254L123 255ZM97 254H100V253L98 252ZM120 254H117V255H120ZM175 254L172 255V256H175ZM76 255H78V254H76ZM109 255L111 256L112 254H109ZM125 255L127 256V254L124 253V258H125V261L127 263ZM167 256H169V255H167ZM172 256H171V258H172ZM34 257H37V256L35 255ZM34 257H33L32 254H30V251H28L24 247V248H20L18 256L7 257L4 260H0V264H39ZM58 257H60V258H58ZM99 257H100V255H99ZM115 257H112V258H114V259L118 258V256H117V258H115ZM161 257H163V256H161ZM161 257H159V258H161ZM81 258H83V257H81ZM175 258L176 257H174V259H172L173 260L172 262L174 264H177V263H175L176 262ZM260 258H262V259H260ZM122 260L119 261L120 263L119 262H117V263H119V264H121L122 262L124 263V261H122ZM153 260H152V262H153ZM162 260L163 259L161 258V262H162ZM176 260L178 261L179 259H176ZM52 261H55V260H52ZM52 261L50 260V262H52ZM163 261H165V260H163ZM137 262H133L132 264H138ZM156 262H158V261H156ZM180 262L181 261L179 260V264H180ZM114 263L116 264V262H114ZM158 263H156V264H158ZM169 263H171V262L169 261ZM188 263H186V264H188ZM111 264H113V263H111ZM153 264H155V261H154ZM163 264H165V262Z\"/></svg>", "mask_w": 264, "mask_h": 264}, {"label": "rangeland", "instance_id": "rangeland-1", "mask_svg": "<svg viewBox=\"0 0 264 264\" xmlns=\"http://www.w3.org/2000/svg\"><path fill=\"white\" fill-rule=\"evenodd\" d=\"M15 0H5V3H4V1H2L3 3H1V0H0V11L2 12V15H3V17H5V20L3 19L2 21H0V36H3L2 38H0V131H1V133H0V149H2V151L0 150V153H2V154H0V159H2V157H5V154L7 155V154H12L13 156H15V154H17L16 155V158H18L17 156L19 155V158H21V162H22V164H24V165H27V166H31L34 170H37L38 168H36L35 169V167H37L38 165H40L41 166V168H39V169H43V170H46V169H50V171H51V173L52 174H56V173H58V172H60L61 173V175H62V179L64 180V183H73L74 184V186L77 188V187H80V185H81V183H82V181L80 180V179H78V175H77V173H76V171L74 170V168L71 166H65V165H67V163L66 164H64V165H62L63 167L61 168L60 167V162H62V161H64V159L66 158V156H68V155H71L70 153H69V151H67V150H70V152L72 151V152H75V151H80L81 149H79V150H75V148L74 147H72V146H70L71 148H69V144L68 145H65V147H64V145H62L60 142H58V141H56L55 140V138H52V137H47L46 138V135L47 134H49L50 132H51V135L53 136V135H56L57 133L56 132H60V130H64L65 132H68L69 130H71L73 127L72 126H75L76 125V127L75 128H80V127H82V126H78L77 124H76V122H74V120L72 119V118H70L69 116H70V114L68 113V112H66V114L64 113L65 111V109L66 110H68V108H69V105L70 104H68L67 102H66V100H65V98L66 97H63L62 95H63V93H64V95L65 94H70V92L72 91V92H74V91H77V90H81L80 92H82V91H84V90H89V91H93V90H97V91H100V92H103V91H105V92H103L104 94H108L109 95V93L111 92V93H113L111 90L109 91V89L110 88H105V85L104 84H106V83H108V84H106V85H108V87H109V85H110V82H108L107 80L108 79H110V77H111V75H110V77L106 74V75H104V76H106V81L107 82H105V83H103L102 82V80L105 78V77H103V75H102V78L103 79H101V74H102V72H103V70H104V72L105 73H107L105 70H107L108 71V69H109V71H108V73H110V72H112V71H114V70H116V69H118V70H123L124 68H125V63L126 62H128V57H127V55H126V51L125 50H121L122 48L123 49H126V47L129 45V43H131V42H133L134 41V39H135V36L136 35H134L133 33L136 31V29L138 28V27H143L142 28V30H143V33L144 34H150V33H152V34H150V35H153L154 37H155V39L152 41V39L154 38L153 36L151 37L150 35H147L148 36V39L150 38V40H149V42H148V45L146 46V47H144V51L145 50H148L149 49V47L151 46V45H153V47L155 48V46L156 45H158L157 46V48L158 49H161L160 50V52L158 51V49L155 51V49H154V51H152V49H153V47L151 46V48L152 49H149L148 50V54H151V55H148V56H151V57H149L148 58V56L147 55H145V58H144V61L146 62H144L145 63V67H147L148 69L147 70H152L151 69V67L153 66V64H156V63H154L155 62V59H156V62L158 63L159 62V60H160V53L163 51V49H165L166 48V43H167V41H168V37L166 36V32L167 33H169L170 31H172L173 29H174V26H173V24H176L177 22H175L174 21V19L176 18L177 19V17L179 16L178 14H176V11L174 10V8H175V6H177V3H175L174 4V2L173 1H171V0H147L148 2H149V4H147L145 1L146 0H141L140 1V11H136L135 10V12L134 11H132L133 13H131V11H129V13H125V12H123V9L121 10L120 8L121 7H119L120 6V4H119V2H121L122 0H116L115 2H113L112 0H110V1H112V3H114L113 4V6H111L110 8H107V9H109V10H107L106 9V7L104 8V9H102L101 10V8L100 9H98V11H96L97 10V6H96V4H95V0H70L69 2H68V0H66V3H69L68 4V6L67 5H64V6H66V7H68V9H67V14L65 13H63L62 12V14L64 15V16H62L61 14H58V12L59 13H61V11L59 10L58 12H50V14L48 13L47 15H48V18H49V15H51L50 16V20L48 21L47 19H46V21H43V23H42V25H44V22H45V24L47 23V25H46V27L44 28V29H42L43 28V26L42 25H39V26H41V27H37V28H34L35 26L33 25V27H32V25L28 28V30L27 29H25V30H23V32H24V34H22L21 33V30L22 29H20V27H21V25L23 26V27H21V28H24V26H26V25H24L25 23H23V22H21L17 17H16V15H15V6H13V4L11 5V2H14ZM143 2H144V4L145 5H143ZM142 3V4H141ZM117 4L119 5V6H117ZM3 5V6H2ZM14 7V8H13ZM115 8H118V10L117 9H115ZM180 9H184V15L186 16V17H184L185 19L183 20V22H185V23H192V25H195V26H197V24L199 25V27H200V29L201 28H203L204 30H205V32H206V35H205V32H204V30L202 31V36H207V38L210 36V34H212L213 35V33H214V35L212 36L211 35V37L213 38V37H215V32H213V33H211V32H209V31H207L208 29H206V28H208V25H210V24H212V23H214V21H213V19H212V17H211V15L209 14V11L206 9V8H203V5L201 4V1L200 0H198V1H196V0H186V3L184 4V5H182L181 7H179ZM192 8L194 9V11L192 10ZM96 9V10H95ZM119 9L125 14V15H127V17L125 16V17H123V13L121 12L120 13V11H119ZM176 9V8H175ZM54 11V10H53ZM120 13L121 14V16H119L120 14H118V15H116L117 13ZM193 12H195V13H193ZM56 13L59 15V17L56 15ZM76 13V14H75ZM134 13H135V15H134ZM139 13H140V15H139ZM152 13V14H151ZM13 14H14V18H13ZM73 14H75V15H73ZM205 15V16H204ZM52 16H53V18H52ZM60 16L62 17V21L60 20L61 18H60ZM70 16V17H69ZM71 16H72V18H71ZM117 16V17H116ZM181 16V15H180ZM47 17V16H46ZM66 17H69L68 19H69V21H68V19H65ZM110 17L112 18V19H110ZM114 17H116L115 19H114ZM121 17V18H120ZM122 17H123V20H122ZM57 18H60L59 20L57 19ZM86 18V19H85ZM124 18H125V21H124ZM131 18V19H130ZM16 19V20H15ZM25 19V21H26V18H24ZM66 20L67 22H69V23H74V24H77L76 26L74 25V26H70V28L71 29H74V28H77V31L83 36H85V38L87 39H85L84 37L80 40L79 38H78V36L77 35H79V33L78 32H73V31H66L65 29H64V25H65V23H66V21H64L63 22V20ZM78 19V20H77ZM121 19V20H120ZM204 19H205V21H204ZM36 20H39V22L38 23H40V22H42V20H40V18H37ZM100 20V21H99ZM102 20V21H101ZM118 20V21H117ZM133 20L135 21V22H133ZM81 21V22H80ZM107 21V22H106ZM121 21V22H120ZM128 21V22H127ZM148 21V22H147ZM2 22V23H1ZM4 22V23H3ZM15 22H18L17 24H15ZM58 22V23H57ZM60 22V23H59ZM62 22V23H61ZM101 22H103V23H101ZM110 22V23H109ZM120 22V23H119ZM127 22V23H126ZM156 22L158 23V24H156ZM211 22V23H210ZM57 23V24H56ZM88 23H89V25H88ZM95 23V24H94ZM114 25H113V24ZM135 23V24H134ZM161 23H162V26H161ZM194 23V24H193ZM210 23V24H209ZM3 24V25H2ZM9 24V25H8ZM130 24V25H129ZM204 24V25H203ZM8 25V26H7ZM50 25V26H49ZM60 25H63V26H60ZM93 25V26H92ZM160 25V26H159ZM165 25H170L168 28H166L164 31H161V30H163V26H165ZM58 26V27H57ZM60 26V27H59ZM78 26V27H77ZM96 28H95V27ZM107 26V27H106ZM118 26V28H116ZM152 26V27H151ZM13 27H15L14 29H13ZM17 27H19L18 29H17ZM49 27V28H48ZM82 27V28H81ZM92 30L93 28H94V32H95V34H96V36H95V34L93 33V31H91L89 28ZM109 27V28H108ZM206 27V28H205ZM59 28V29H58ZM82 30H81V29ZM159 28H161V29H159ZM12 29H13V33H12V36H11V38H10V40H9V42H7V43H3V40L4 39H7V33L8 34H10L11 33V31H12ZM29 29H31V35H29V33H28V31H29ZM35 29H37V30H35ZM39 29H41L40 31H38ZM64 29V31H62ZM97 29V30H96ZM101 29V30H100ZM103 29V30H102ZM117 29V30H116ZM16 30V31H15ZM19 30V31H18ZM35 30V31H34ZM80 30V31H79ZM113 30V31H112ZM130 30V31H129ZM154 30V31H153ZM18 31V32H17ZM37 31V32H36ZM92 32L93 34H92V36H87V33L86 32ZM105 31V32H104ZM112 31V32H111ZM117 31V32H116ZM127 31H129V34H127L128 32ZM149 31V32H148ZM72 32V33H71ZM114 32H116V34L114 33ZM119 32V33H118ZM123 32H125V33H123ZM133 32V33H132ZM161 32V33H160ZM162 32H163V34H162ZM209 32V35H207V33ZM77 33V35L74 37V35L73 34H76ZM99 33L101 34V35H103V38H102V36H100L99 35ZM120 33H122V34H120ZM154 33H156V34H154ZM3 34V35H2ZM98 34V35H97ZM109 34V35H108ZM118 34H120V35H118ZM125 34V35H124ZM128 36H127V35ZM72 35H73V37H72ZM121 35H123L122 37H121ZM133 35H134V38H133ZM156 35H158V36H156ZM194 35V34H193ZM30 36V37H29ZM105 36V37H104ZM124 36H127V37H124ZM150 36V37H149ZM161 36V37H160ZM74 38L73 39V41H72V38ZM100 37V38H99ZM200 37V36H199ZM198 37V38H199ZM211 37H210V39H208L207 41H208V45H210L211 43H210V41L212 40L211 39ZM23 38H24V42L22 41L23 40ZM29 40H28V39ZM71 38V39H70ZM75 38H77V39H75ZM92 38H94V40H96L97 42H99V43H96L95 41H93L92 40ZM99 38V39H98ZM108 38L110 39L111 38V40H108ZM156 38H159V39H156ZM166 39V41L164 40V39ZM14 39H17V41L16 40H14ZM19 39V40H18ZM79 39V41H80V43H79V41L77 42V40ZM83 39H85V41L83 40ZM163 39V40H162ZM252 39V38H251ZM22 42H21V41ZM25 40H26V42H25ZM99 40V41H98ZM102 40H103V42H102ZM108 40V41H107ZM114 40H116V41H114ZM119 40V41H118ZM216 40V41H215ZM218 40H219V38H218V36H217V34H216V37L214 38V40H213V42H218ZM231 40H233V37L231 38ZM252 40H254V38L252 39ZM76 43H75V42ZM83 41V42H82ZM113 41V42H112ZM200 41H204L205 42V40H201V38H200ZM17 42V43H16ZM32 44H31V43ZM94 42V44H92ZM110 42V43H109ZM153 42V43H152ZM155 42V43H154ZM157 42V43H156ZM160 42V43H159ZM203 42V46L202 47H204V46H206L205 44L206 43H204ZM212 42V41H211ZM17 45H16V44ZM22 43H24V44H22ZM25 43H27L26 45H25ZM15 44V45H14ZM28 44H30V45H28ZM38 44V45H37ZM84 44V45H83ZM215 44V43H214ZM19 45V46H18ZM97 45V46H96ZM23 46V47H22ZM80 46H82V48H80ZM96 46V47H95ZM99 46V47H98ZM101 46V47H100ZM17 47H19V49L17 48ZM22 47V48H21ZM26 47H28V51L26 50L27 48ZM31 47V48H30ZM105 49H104V48ZM216 47H218L219 49L221 48V47H223V46H220V45H217ZM25 48V49H24ZM91 50H89V49ZM92 48V49H91ZM146 48V49H145ZM169 50H171L172 48H171V46L169 45ZM205 48V47H204ZM206 48H209V47H207L206 46ZM205 48V49H206ZM20 49H22V50H20ZM117 49V51L115 52V50ZM168 49V48H167ZM223 49V51L221 52L220 50V52L222 53V55L223 54H225L226 55V58H227V56H230V59L229 58H227V59H229V60H227L226 58H225V67L227 66L228 68H225L224 70V72H226V73H234L235 74V76H236V73H237V76L234 78V81L237 79L238 80V82H237V80L235 81L236 83H238V84H240L239 85V87L240 88H243V89H239V90H242V92H244L245 91V89H246V87H248L246 90H248L249 89V91L247 92V91H245L246 92V95H245V93H244V95L246 96V100H247V103H248V105L250 106L248 109H246V110H244L243 112H242V115H241V121H242V123L241 124H245V125H243V127H244V129H242L243 127L241 126V128H240V130H237V131H244V134H242V135H240V136H243V137H241V139L239 138V137H236L237 136V134L239 133V132H236V135H234L235 133H231L230 131L231 130H229V132L233 135V137L234 138H236L235 140H236V143H238V144H240L239 145V147L238 148H233L232 147V149H231V155H233L234 157H236V160H240V163H238L237 165H239V168H241L240 166L242 165L243 166V169L246 167V168H252V169H249V170H251V171H248V170H246V172H243V171H245V170H242V168L239 170L240 171V174H242L241 176H239L240 174H239V171H237V172H233L232 170H234L235 171V169L233 168V167H231L232 166V162L231 163H228V161H227V163H228V165H230L229 167H228V165L226 164V166L225 167H228V168H225V167H223V168H225L226 169V171L228 172V170H229V172L228 173H231V175H228V174H224V170H223V168L221 167H219V169L222 171H220L219 172V174H220V176H224V175H226V176H224L223 177V179L225 180V181H223V188L225 187H227L226 188V192H227V194H228V197H229V195L231 194V192L235 189V188H232V187H236V189L234 190V193H236L237 191V189H239V184H242V183H240V181H238V182H236L235 184H234V186L231 184V183H233V181H234V179L235 178H238L239 180L241 179V180H243V179H245L246 178V180L249 178L248 177V175H247V173L248 172H250V173H248L249 175L251 174L252 175V178L254 177V176H259V178L257 179L256 177H254V178H256V180L255 179H252L251 178V175H250V179H248L247 181H246V183H248V184H246L245 183V181H244V185H246V186H248L249 187V185L250 184H252V181L254 182L253 184H252V188L250 187V188H248V187H245L243 184V186L248 190V191H246V189H245V191H243L242 189L243 188H241V185H240V189H241V192L243 191L244 192V196H243V192L241 193V194H232V196L230 195V197L232 198V199H230V197L228 198V199H230V201H228L227 202V205H228V207H230L229 205H231L232 204V200H234V199H236V197L238 198V200L239 201H241V203L240 202H237V200H234V201H236L235 203H237L238 205H239V203L240 204H242L241 206H239L240 207V213H239V215L238 214H236L237 216H239V217H241V219L243 218L242 217V215L241 214H243V212H244V214H243V216L245 215V219L246 220H248V221H250L249 220V218H247L248 217V215L245 213V204H246V200H247V198H248V200L251 198V196H255V200H256V204H258V203H260V204H264V196H262V194H263V190H264V188H263V184H264V87H263V81H264V74L263 75H261L262 73H264V72H262V71H258V70H260V69H262L261 68V66L264 64V60H262L261 62H260V60H261V58H263L264 59V57H263V55H264V47L263 48H261L262 49V52L263 53H260L259 54V58H258V55L253 59V60H257V61H255V62H249V63H245L244 62V60L243 59H245V60H250L248 57H247V59H246V55H245V51H244V48L243 47H241V46H239V44L237 45V47L234 49V48H229L230 50H228V47H223L222 48ZM240 49V50H239ZM81 50H82V52H81ZM84 50H85V52H84ZM125 51L124 52V55H122L123 54V52L121 53V51ZM232 51L231 53H229L228 51ZM18 51V52H17ZM80 51V52H79ZM89 52V54L87 55V53ZM171 51H173L172 53L173 54H175V50H171ZM182 51H184L185 52V49L184 50H182ZM233 51H235V52H233ZM10 52V53H9ZM17 52V53H16ZM24 54H23V53ZM27 52V53H26ZM118 52H120V54L118 53ZM158 52H159V55H157L158 54ZM178 52V51H177ZM227 52V53H226ZM237 52V53H236ZM242 52V53H241ZM19 53V54H18ZM91 53V54H90ZM146 53H147V51H146ZM145 52H144V54H146ZM155 53V54H154ZM171 53V52H170ZM171 53V54H172ZM23 54V55H22ZM82 54H83V56H82ZM115 54V55H114ZM162 54V53H161ZM172 54V55H173ZM262 54V55H261ZM85 55V56H84ZM122 55V57H120ZM154 55H156L155 57H154ZM185 55H187V57L186 58H188V59H190V55L187 53V51H186V53H185ZM225 55H223L224 57H225ZM83 57V59H81L82 57ZM89 56V57H88ZM112 58H111V57ZM125 58H124V57ZM146 56H147V59L148 60H146ZM154 58H153V57ZM233 56V57H232ZM87 59H86V58ZM241 57V58H240ZM102 58V59H101ZM107 58V59H106ZM118 58H120V61L119 60H114V59H118ZM150 58H153V59H150ZM112 59V60H111ZM149 59H150V62H149ZM110 60V61H109ZM153 60V61H152ZM233 60V61H232ZM103 61V62H102ZM112 61H114V65L116 64V66L114 67H112L111 65H112ZM116 61V62H115ZM118 61H119V64H121V63H124L123 64V66H122V69H121V67H118V66H120L119 64H118ZM121 61H123V62H121ZM227 61H229V63H227ZM153 62V63H152ZM235 62V63H234ZM241 62V63H240ZM257 62H259L258 63V65L260 66H258V67H253L252 65H254V64H256L257 65ZM102 63V64H101ZM244 63V65H241V64H243ZM253 63V64H252ZM108 64H110L109 65V67L107 66ZM143 64V63H142ZM230 64L232 65V64H234L233 65V67H229L230 66ZM247 64V65H246ZM251 64V65H250ZM262 64V65H261ZM18 65V66H17ZM101 65H103V66H101ZM118 65V66H117ZM251 66V68H250V66ZM88 66H90V67H88ZM238 66V67H237ZM240 66V67H239ZM241 66H243V69H242V67ZM264 66V65H263ZM143 67H144V64H143ZM235 67H237V69H236V73H235ZM83 68V69H82ZM89 68H91V69H89ZM93 68V69H92ZM95 68V69H94ZM246 68V69H245ZM259 68V69H258ZM27 71H26V70ZM85 69H88V70H86V71H88L90 74L91 73H93L91 76H92V78H91V76L89 77V78H87V82L85 83V84H83V85H81V83H78L79 82V79L78 78H76V77H78V75L80 74V72H84L85 71ZM96 69H98V70H96ZM100 69V70H99ZM229 69H230V71H229ZM75 70V71H74ZM80 70V71H79ZM239 70H240V72H241V74H240V72H239ZM243 70V71H242ZM246 70L249 72H251L250 74L251 75H248L249 73L248 72H246ZM252 70V71H251ZM263 71H264V68L262 69ZM232 71V72H231ZM258 71V73H255V72H257ZM95 72V73H94ZM98 72V73H97ZM100 72H101V74H100ZM244 73V75L242 76V74ZM262 72V73H261ZM104 73V74H105ZM226 73L225 74H223L224 76H227L228 77V79H226V80H228V82H230V81H233L232 79V76L234 75L233 73V75H231V80H230V75L229 74H227L226 75ZM247 73V74H246ZM259 73H261V74H259ZM111 74V73H110ZM254 74H255V76H254ZM256 74L258 75V76H256ZM73 76V78H72V76ZM77 75V76H76ZM95 75V76H94ZM239 75V76H238ZM248 75V76H247ZM70 76V77H69ZM76 76V77H75ZM100 76V77H99ZM109 78H108V77ZM244 77V79H246V78H248V79H246L245 81H252V80H254V79H256V78H261V76H262V78H263V80H262V78L261 79H259V80H256V81H254V83L255 84H252L253 82H251V83H248V82H241V81H243L244 79H240V78H242V77ZM245 76H247V77H245ZM253 78H252V77ZM68 77L71 79H68ZM226 77V78H227ZM238 77H239V79L241 80H239L238 79ZM251 77V80L249 79ZM256 77V78H255ZM91 78V79H90ZM96 78V79H95ZM100 78V79H99ZM222 78V79H221ZM221 78H219L220 80H223V78L224 77H221ZM74 79V80H73ZM76 79H78V80H76ZM70 80V81H69ZM76 80V81H75ZM100 80H101V82H100ZM225 80V79H224ZM225 80V81H226ZM261 80V81H260ZM67 81V82H66ZM71 81H73L72 83H71ZM224 81V83H223V81H222V83L220 84V86L218 85H215V87H214V90H216V91H218L219 89L221 90V91H223V89H226V90H228V89H230V87H228L227 85H225V83H227V84H229L228 82H225ZM260 81V82H259ZM70 82V83H69ZM92 82H94V84H92ZM262 82V83H261ZM74 83V84H73ZM77 83V84H76ZM97 83V84H96ZM213 83H217V82H213ZM212 83V84H213ZM231 83V82H230ZM235 83V86L237 85V87H238V84H236ZM245 84V88H244V84ZM247 83H248V85H247ZM257 83H261L262 85H259V84H257ZM64 84V85H63ZM70 84V85H69ZM91 84V85H90ZM101 84H103L104 85V87L101 85ZM211 84V85H212ZM222 84H224V85H222ZM242 84V85H241ZM67 85V86H66ZM78 85V86H77ZM101 85V86H100ZM247 85V86H246ZM260 86L259 88L257 87V86ZM96 86V87H95ZM223 86H225V87H223ZM251 86V87H250ZM253 86V87H252ZM263 88H262V87ZM3 87V88H2ZM63 87V88H62ZM65 87V88H64ZM220 87V88H219ZM251 89H250V88ZM256 89H255V88ZM60 88V89H59ZM261 88V89H260ZM253 89H255V90H253ZM191 90H193V88L191 89ZM108 91V92H107ZM205 91V90H204ZM228 92H230L229 90L226 92V93H224V91L222 92L223 93V96H225L226 98L228 97V96H226V95H230V93H228ZM2 93H4V94H2ZM249 93V94H248ZM116 93L114 92V94L113 95H115ZM225 94V95H224ZM59 95V96H58ZM112 95V94H111ZM110 95V96H111ZM116 96V95H115ZM114 96V97H115ZM57 97H60V98H58L57 99ZM79 97H81V98H83V96L82 95H80ZM91 97V96H90ZM89 97V98H90ZM113 96L111 97V101L113 102V106H115L116 104H118V102L119 103H121L122 105H121V107L122 106H125L126 105V103H130V105L132 104L131 102H129L128 100H126V98L123 100L122 98H119V100H118V97H120V96H116L117 97V100L114 98ZM224 97V98H225ZM63 98H64V101H63ZM76 98V97H75ZM112 98H114V99H112ZM61 101H60V100ZM90 99H88V101H89ZM91 100H92V98H91ZM89 101V104L90 105H92L91 104V102H93V101ZM154 100V99H153ZM47 101H50V102H47ZM115 101H116V103H115ZM124 101H125V103H124ZM59 102H62L61 104H59ZM150 102H151V100H150ZM152 102H154V101H152ZM201 102H202V104L204 105V104H206V103H209L210 101H204L203 99L201 100ZM47 103H49V104H47ZM64 103H65V105H64ZM76 103V102H75ZM94 103V102H93ZM124 104V105H123ZM135 103H133V105H134ZM60 105V106H59ZM62 105H64V107L62 106ZM129 105V104H128ZM47 106V107H46ZM76 106V105H75ZM80 106V104L79 103H77V106L76 107H79ZM118 107H119V109H120V105H117ZM117 106H115L114 108H118ZM61 107V108H60ZM66 107V108H65ZM34 108V109H33ZM47 108H49V109H47ZM136 108V104L134 105V109ZM152 110H153V107H150ZM55 110V112L54 111H51V110ZM133 109V110H134ZM154 109H155V107H154ZM40 110V111H39ZM22 111V112H21ZM36 111H37V113H36ZM42 111V112H41ZM59 111V112H58ZM151 111V110H150ZM158 111V110H157ZM236 111V110H235ZM51 112H53L52 114H51ZM220 113V114H222L223 115V117L226 119V118H228L230 121H232L233 119H234V114H231L230 113V111L229 110H227V109H225V108H222V109H220V107L219 106H214V109H213V111H212V115H211V119H212V117H213V115L215 114V113ZM42 113V114H41ZM44 114H46L47 115V117H46V115H44ZM16 115H17V117H16ZM28 116L29 117V120L27 121V122H29V123H33V124H35V125H37V129H35V134H36V132H37V134L35 135V137L36 138H38L39 139V142L38 143H40L39 145H41V146H39V145H37V147L39 148H37V152H34V151H36V148H35V146H33V147H31V144L30 143H28V142H25L24 141V139H21V138H17V139H10L8 142H4V143H2L1 142V139L3 138V132L4 131H7V128H9L10 127V124H11V122H12V125L15 123V121H21L22 119H21V117H25V116ZM33 115V116H32ZM35 116V117H34ZM68 117V120L66 121V117ZM45 117H46V119H45ZM59 117V118H58ZM11 118H13V119H11ZM33 118V119H32ZM50 118H51V120H50ZM57 118V119H56ZM65 118V119H64ZM8 119V120H7ZM40 119V120H39ZM62 119V120H61ZM245 121H244V120ZM9 120H11V122L9 121ZM36 120V121H35ZM54 120V121H53ZM72 120V121H71ZM38 121V123H36ZM43 122V125L44 124H47L46 123V121H48V128H46V126L44 125H41V123ZM55 122L56 121V123H53V122ZM69 121H71V122H69ZM246 122V123H244V122ZM41 122V123H40ZM59 124H58V123ZM67 122V123H66ZM9 124V125H7V124ZM51 123H53L52 125H51ZM61 123H63V124H61ZM248 123V124H247ZM4 124H6V125H4ZM55 124V125H54ZM56 124H58V127H60V129L58 128L57 129V127H56ZM248 126H247V125ZM62 125V126H61ZM255 125V127H253ZM4 126H6L5 127V129H3L4 128ZM26 126H29V124L28 125H26ZM26 126H24V127H26ZM51 126V127H50ZM71 127V129H70V127ZM234 125L232 124V127H230L231 129H234V127H233ZM246 126V127H245ZM252 126V127H251ZM24 127H23V130L26 132V133H30L31 132V130L32 129H30L31 128V126H29V127H26L25 129H24ZM53 127V130H51V128ZM56 127V128H55ZM68 129H67V128ZM83 127H84V125H83ZM82 127V128H83ZM249 127L251 128L250 130H249ZM29 128V129H28ZM46 128V129H45ZM65 128H66V130H65ZM182 128H184V127H182ZM236 128V127H235ZM252 128L254 129V131L252 130ZM45 129V130H44ZM47 130V131H46ZM49 130V131H48ZM57 130V131H56ZM62 130V131H63ZM73 130H74V128H73ZM248 131V134H246V132ZM39 131V132H38ZM53 131V132H52ZM56 131V132H55ZM85 131V133L87 134V132H86V130H83L82 132H84ZM214 131V132H213ZM236 131V130H235ZM246 131V132H245ZM42 132V133H41ZM185 133H182V134H180V133H178L177 135H178V137H179V139H181L182 137L184 138L183 140H184V143H186L187 142V144H189V142L190 141H194V140H192V138H190L189 137V135H188V137H187V135H186V132L188 133V130L187 129H185V131H184ZM210 132V133H209ZM229 132H226V133H223V135H221V137H220V141L218 140L219 139V137H216V135H214V136H212L213 135V133H215V130H207V132L205 131V133L207 134V139H210V135H208V134H211L212 133V137L211 138H218L217 140L215 139V142H213L212 144H213V146H214V144H217V142L219 141L222 145H224V143L226 144V145H224V146H229L230 144H232V145H238V144H236L235 143V140H234V138L233 137H231V134L229 133ZM232 132H233V130H232ZM56 133V134H55ZM84 133V134H85ZM31 134V133H30ZM38 134H39V136H38ZM45 134V135H44ZM229 134V136L228 137H226L227 135ZM255 134V135H254ZM177 135H175V136H177ZM38 136V137H37ZM218 136V135H217ZM255 136H257V137H255ZM259 136V137H258ZM41 137H43V138H41ZM115 136H114V133L112 134V138L111 137H109V139L111 140V139H113ZM187 137V138H186ZM226 139H225V138ZM40 138H41V140H40ZM116 138V137H115ZM223 138V139H222ZM227 138H233V140H231V139H229V140H231L232 142H228V140H227ZM20 139V140H19ZM43 139V140H42ZM49 140V141H47V140ZM54 139V140H53ZM123 139V138H122ZM221 139L223 140V142L224 143H222V141H221ZM225 139V140H224ZM239 139V140H238ZM251 139V140H250ZM45 140H46V142H45ZM53 140V141H52ZM23 141V142H22ZM56 141V142H55ZM120 141H122V140H120ZM180 142L182 141V140H179ZM198 141V140H197ZM210 141H211V139H210ZM226 141V142H225ZM247 141V142H246ZM43 142H44V144H43ZM218 142V144H220ZM9 145H8V144ZM16 143V144H15ZM21 143H22V145H21ZM24 143V144H23ZM49 143V144H48ZM53 143H55L56 144V148H57V153H56V151L53 153V152H51L52 150L50 149V148H54V145H53ZM58 143L60 144V145H58ZM197 143H199L197 146H195L197 149H198V151H202L203 153H201V154H199L198 153V151H196L197 153H198V158H196V157H194V156H192L191 157V155H194V153H195V151H192L191 152V150H188L186 147H187V145L184 147V149H181L180 147H176V144H173L171 147L172 148H170V152L173 150V148L175 149L176 148V150L178 151L177 153H179V151L181 152V151H185L186 149V151L184 152H181V156L183 157V160H184V157L186 158H188V159H185L186 161H187V165L185 164V161H183L182 159H180V154L178 155L177 153H175L174 151H172V153L174 152L175 153V164H176V166L178 167V171H179V169L180 168H182L183 166L185 167V168H182V170H180V173H182L181 171H185V172H187V173H189L190 172V170L191 169H194V170H192V174L191 173H189V174H187V175H189L188 176V178L192 175V179H193V181H192V179H191V177L189 178V179H191V181H188L189 179H185V180H182L184 177H183V175H179V177L178 176H174L172 179H171V181L167 184V185H169V186H166V187H161V184H164L163 182V179L164 178H166L167 177V173L165 174L166 176H164V174H162V173H160V172H163V170L161 171V170H155L154 172L157 174V172L159 173V174H161V175H159V176H157V178H155V177H153L152 175H148V174H146V173H143V172H140V174L138 173L140 170L139 169H141V168H139V167H136L137 169H135L134 168V170H133V168H132V170L133 171H135V170H137L138 172L137 173H135V172H133L131 169H127L128 170V176H125V173H123L125 170H126V165H124L123 166V172H122V170H121V166H122V163L124 162V164H125V161L124 160H121V162H120V164L117 166L116 164H112V166H109L110 165V163H109V165H108V163H107V161H105V165H104V161L103 162H99V163H97L96 164V166H98V167H96L94 164L92 165V163H86V164H83V167H82V169H85V170H88V167H89V171H86V173L88 174V175H90V177L92 176V177H95L94 175H96L97 177H95V178H93V179H95L96 181H99V180H101L102 181V179H103V188L105 187V189L103 190V192L101 191L100 192V195L101 196H103V197H105V198H107L106 199V201L105 200H103V201H105V203H108V201H109V204L111 203V204H113V207H112V210H111V218H113V220H114V218L115 217H113L112 216V214L113 215H117L116 216V219H118L117 221H115V222H118V223H122V221H123V218H122V216L121 215H118L119 214V211L118 210H120V206H121V201H123L125 198V200H127L129 197H137L140 193V195L138 196L139 198H142V196H144L145 195V197H144V202H143V200L141 201L140 199H138V198H136L138 201H139V205H140V208H142V211H140L141 212V214H139L138 212V214H137V216H139V215H141V216H139V218H143V215H144V211H145V209H147V208H149V204H151V206L150 207H152V211H154V212H157L158 210V212H160V215H161V213L163 214V212H165L164 210V207H165V205H164V203H165V201H164V203H161V201L163 200V198H164V200H166V203H168V208L169 209H167L166 207H167V205H166V209H167V213H169V211L168 210H170V207L172 206V207H177L178 209L179 208H181V209H179V210H177L178 212L179 211H181V212H179V213H177L176 211L174 212L173 211V209H172V211H173V213L174 214H177L173 219L175 220V218H176V220H177V218H178V221H176V222H179L178 224V226H177V224L174 222L173 223V221H172V223L175 225V226H173V228L174 229H176L177 227H179L178 229H180L181 231L183 230V228H184V230L182 231V234H183V232H184V234H183V237H184V235L186 234V235H188V233H189V231H192L193 232V230H191V229H194L195 231L196 230H198V233L197 234H199V232H200V228H201V230H203V228H204V223L202 222V224H200L201 223V221H204L205 222V220H206V218H205V216L206 215H208V216H211V217H213L214 219H215V221L217 222L216 223V225H217V233L216 234H214L213 233V237H215L216 239H217V241H218V244H219V248H221V250L222 249H224L226 246H230V248L232 249V251H231V255H230V264H247V262H245L244 261V259H243V252L242 251H239V250H241V249H243L244 247L243 246H241V245H239L240 244V242L242 241V243L243 242H245V241H243V239L242 238H237L236 237V235H235V237L236 238H234V233H229L228 231H229V228H230V226H229V224H227V221H228V218H227V214H226V209L228 208H226V205L225 206H223L222 207V205H224V204H226V202H221V200H218V199H215V200H213V199H208V201L206 200L205 201V199L203 198V197H200V196H197L196 198H195V196H194V198H193V195H191V196H186V198H185V195H187L188 194V191L189 192H191V191H195L194 189H191L190 188V186H188V185H191V183H193L192 185H191V187L192 186H195V184H196V182H195V180L197 179H199V173H198V169L197 168H201L200 167V165L198 164V163H196V164H198L197 166L198 167H195L196 165H194V160L196 159H198L197 160V162H199L200 163V157H201V155H203L205 152V148H206V153L208 152L207 150H208V148H209V146H210V143H209V141H207V145H206V143H203L204 145H202L201 147H200V143L201 142H197ZM196 143V141H194L192 144L193 145H195V144H197ZM245 143V144H244ZM248 143V144H247ZM30 144V145H29ZM220 144V145H221ZM249 144H250V147H249ZM254 144V145H253ZM21 145V146H20ZM43 145V146H42ZM48 145V146H47ZM52 145V146H51ZM205 145H206V147H205ZM3 146V147H2ZM6 146H8L7 148H5ZM29 146V147H28ZM207 146H208V148H207ZM11 147H13V148H11ZM28 147V148H27ZM50 147V148H49ZM68 147V148H67ZM205 147V148H204ZM236 147V146H235ZM240 147H242V148H240ZM258 147V148H257ZM11 148V149H10ZM23 148V149H22ZM35 148V149H34ZM42 148H44V149H42ZM63 148V149H62ZM67 148V149H66ZM112 148H114L113 146H112ZM183 148V147H182ZM201 148H204V149H201ZM220 148H221V146H220ZM220 148H216V149H220ZM254 148V149H253ZM257 148V149H256ZM7 149V150H6ZM17 149H19V150H17ZM32 149V150H31ZM50 149V151H48ZM72 149V150H71ZM180 149V150H179ZM237 149V150H236ZM251 149H253V150H251ZM6 150V151H5ZM23 150H25L24 151V153H22L23 152ZM27 150H30L29 152H27ZM38 150H40L41 151V153H40V156H39V153L38 152H40V151H38ZM85 150V149H84ZM236 150V151H235ZM256 150V151H255ZM44 151V152H43ZM86 152H88V150H87V147H86V150H85ZM118 150H116V152H117ZM234 151V152H233ZM247 151V152H246ZM66 152H68V153H66ZM90 152V151H89ZM190 152V153H189ZM235 154H233V153ZM238 153V155H237V153ZM5 153V154H4ZM48 153V154H47ZM52 153V154H51ZM103 153V152H102ZM174 153L172 154V157H174ZM191 153H193V154H191ZM242 153V154H241ZM257 153H258V155H257ZM30 154V155H29ZM36 154V155H35ZM63 154V155H62ZM65 154H67V155H65ZM196 154V153H195ZM256 154V155H255ZM42 155V156H41ZM46 156V158H47V160H48V162L46 161V158L44 159V157ZM54 155V156H53ZM103 154H101L100 156H102ZM176 155H178V157L176 156ZM229 155H230V153L228 154V160L230 159V160H234L235 158H232V157H230L229 158ZM230 155V156H231ZM242 155V156H241ZM27 156V157H26ZM32 156V157H31ZM49 156V157H48ZM53 157L52 159L54 160V161H51L52 159H51V157ZM189 156V157H188ZM38 157H40V158H38ZM58 157H59V159H60V162H59V159H58ZM181 157V158H182ZM222 156H220V158H221ZM244 157V158H243ZM33 158V159H32ZM178 159V161H177V159ZM232 158V159H231ZM251 158V159H250ZM38 159H40L39 161H38ZM43 159L47 162V164L45 163V161H43ZM179 159L180 160H182L181 162L179 161ZM253 159V160H252ZM255 159V160H254ZM57 160H58V162H57ZM193 160V161H192ZM195 160V161H196ZM236 160H234V161H236ZM248 160V161H247ZM12 161V160H11ZM10 161V162H11ZM33 163H32V162ZM41 161H43V162H41ZM189 161V162H188ZM234 161H233V163H234ZM246 161H247V164H246ZM250 161V162H249ZM259 161V162H258ZM31 162V163H30ZM51 162V163H50ZM180 162V163H179ZM184 162V163H183ZM230 162V161H229ZM46 165H45V164ZM55 163H57L58 164V166H56V164ZM183 163V165H181L180 166V168H179V165L180 164H182ZM192 163H193V168H191L192 167ZM237 163V162H236ZM253 165H252V164ZM261 163V164H260ZM11 164V163H10ZM51 164V165H50ZM188 164H190L189 166H188ZM235 164V163H234ZM241 164V165H240ZM245 164V165H244ZM44 165V166H43ZM99 165H103L102 166V169L100 168V171H99ZM79 166V165H78ZM77 166V168L80 170V166L78 167ZM88 166V167H87ZM101 167V166H100ZM107 167L109 168V170H110V173H111V171L113 172L114 171V169H115V171L117 170V167H118V169L119 170H121V171H119V170H117L116 171V174L117 175H115V172L114 173H111V174H108V169H107ZM113 167V168H112ZM114 167H116V168H114ZM124 167H125V170H124ZM260 169H258V168ZM87 168V169H86ZM92 168V169H91ZM112 168V169H111ZM186 168H188V169H186ZM189 168H191V169H189ZM238 168V169H239ZM257 168V169H256ZM105 169V170H104ZM196 169V170H195ZM232 169V170H231ZM66 170V171H65ZM95 170V171H94ZM102 170V171H101ZM104 170V171H103ZM126 170V171H127ZM242 170V171H241ZM252 170H253V172H252ZM262 170V171H261ZM105 171H107L106 173H105ZM157 171V172H156ZM193 171H197V173L196 172H193ZM226 171H225V173H226ZM255 171H257V172H255ZM94 172V173H93ZM97 172H103L102 174L104 175L103 177L100 175H98V174H96ZM120 172H121V174H120ZM182 173V174H185L184 176H185V178H187L186 177V173ZM241 172H243L244 173V177L245 178H243L242 179V176H243V173H241ZM50 173V174H51ZM93 173L94 175H91V174ZM120 175H119V174ZM193 173H196L195 174V176L193 175ZM223 173V174H222ZM234 173H235V175H234ZM255 173V174H254ZM237 174V175H236ZM246 174V175H245ZM256 174H258V175H256ZM72 175H73V177H72ZM113 175V176H112ZM114 175H115V177H114ZM198 175V176H197ZM233 175H234V177H233ZM52 177H54L53 175H51ZM129 176H131V177H129ZM164 176V177H163ZM227 176H230V178L229 177H227ZM236 176V177H235ZM262 176V177H261ZM89 177V176H88ZM180 179L179 181H178V178ZM231 177H233V180H232V182L230 183V182H228L227 180L229 179H231ZM248 177V178H247ZM109 178V179H108ZM182 178V179H181ZM221 178V177H220ZM228 178V179H227ZM76 179V180H75ZM79 181H78V180ZM92 179V178H91ZM108 179V180H107ZM195 179V180H194ZM227 179V180H226ZM238 179H236L235 181H237ZM71 180L73 181V182H71ZM105 180H107V182L110 184H106L105 182ZM165 180V179H164ZM222 180V179H221ZM260 180V181H259ZM66 181V182H65ZM94 180H92V182H93ZM181 181H184V183H185V181H188V182H186V184H184V187L182 188L181 186H182V184H183V182H181ZM227 181V182H226ZM231 181V180H230ZM111 182V183H110ZM177 182H181V183H177ZM226 183V186H224L225 185V183ZM251 182V183H250ZM77 183V184H76ZM80 183V184H79ZM94 183V182H93ZM93 183H91V185H93ZM113 183V184H112ZM135 183H136V186H135ZM229 183V184H228ZM238 183V184H237ZM95 184H96V182H95ZM100 183H98L97 182V185L96 186H98ZM112 184V185H111ZM134 184V185H133ZM139 184V185H138ZM179 184V185H178ZM228 184V185H227ZM36 185V186H35ZM71 185V184H70ZM79 185V186H78ZM90 185V183L86 186V187H88V190H90L89 188V186H91ZM102 185H99L101 188H102ZM105 185V186H104ZM109 185V186H108ZM237 185H238V187H237ZM37 183H35L34 185H33V188L31 189V192H30V194L31 195H29V198H27L25 201L23 200V199H20V198H18L17 197V194H20V188L18 187V190H17V192H16V198H15V196H14V198H12L11 199V202H10V205L12 206V208H11V211H10V215H8L7 217L5 216V208H6V204H7V202H1L2 204H0V260H4L5 258H7V257H15V256H18V254H19V250H20V248H24L25 247V249H27L28 251H30V254H32L33 255V257L36 255L37 257H34L36 260H37V262L39 263V264H53L54 262H56L57 260H59V259H57L56 257L59 255V254H62V253H59L60 251V249H62V247H65L64 246V243H65V240H59V239H57V241H59V242H57L55 239H53V238H55V236L53 235H50V233H52V231H53V223H52V221L50 222V223H46V218H47V215H48V213H49V211L51 210V208H52V204H51V202H48L47 201V199H49L47 196H48V193L47 192H36V188H37ZM94 186V185H93ZM108 186V187H107ZM134 186H135V194L137 195H130V193H133L134 192ZM144 188H143V187ZM145 186H147L146 188L147 189H145ZM179 186V187H178ZM112 187V189H110ZM126 187H127V190H126ZM189 189H188V188ZM230 187V188H229ZM258 187H259V189H258ZM96 188H98V187H96ZM123 188H125V190L123 189ZM140 188H142L143 190H141ZM194 188V187H193ZM222 188V189H223ZM78 189V188H77ZM108 189H110V191H109V193H108ZM132 189H133V191H132ZM140 189V190H139ZM166 189V190H165ZM176 189V190H175ZM188 189V190H187ZM240 189L238 190V191H240ZM92 191H93V188L91 189ZM112 190V191H111ZM122 190V191H121ZM139 190V191H138ZM144 190H146V191H144ZM184 192H183V191ZM191 190V191H190ZM224 190V189H223ZM230 190V191H229ZM255 190V191H254ZM259 190V192H257ZM42 191H43V189H42ZM130 191H132V192H130ZM141 191V192H140ZM142 191H143V194L144 195H142ZM155 191H157L156 193H155ZM187 193H186V192ZM225 191H223V192H225ZM19 192V193H18ZM130 192V193H129ZM137 192H138V194H137ZM140 192V193H139ZM145 192H147L148 193V195H150V196H152L153 198H151L150 196H148V198H147V194L145 193ZM177 192V193H176ZM252 194H251V193ZM79 193H81V192H79ZM186 193V194H185ZM248 193H249V197H248ZM258 193V194H257ZM44 194V195H43ZM154 195V196H153ZM251 195V196H250ZM264 195V194H263ZM80 196H81V194H80ZM116 196V198H114V197ZM119 198H118V197ZM121 196V197H120ZM157 196V197H156ZM225 196H226V194H225ZM236 196V197H235ZM256 196H258V200H257V197ZM43 197V198H42ZM95 197H97V195L95 196ZM103 197L101 198V199H103ZM150 197V198H149ZM161 197V199L162 200H160L159 198ZM243 197H244V202H242L243 201ZM260 197V198H259ZM17 198H18V200H17ZM100 198V196L99 197H97V198H94V201H95V199H99ZM122 198H124V199H122ZM234 198V199H233ZM240 198V199H239ZM261 198H262V200H261ZM82 199V198H81ZM119 199H121V200H119ZM147 199H148V201L150 202L148 205H147V203L146 202H148L147 201ZM157 199H159L160 200V203H159V201L157 200ZM193 199H196L195 201H193ZM260 199V200H259ZM13 200V201H12ZM116 200H119V202L117 203L116 202ZM145 200H146V202H145ZM155 200H157V202L159 203V204H162V208H161V211H160V206L158 205V203L155 201ZM202 200V201H201ZM94 201H93V204H95V205H97V207L98 208H102L100 205H101V203L100 202H102L103 203V201L101 200L100 201V199L98 200L99 202L97 203V201H95V203H94ZM233 201V202H234ZM260 201H263V202H260ZM124 202V201H123ZM154 202V203H153ZM172 202V205L170 206V203ZM186 202V203H185ZM218 202V203H217ZM231 202V204H228V203H230ZM118 204V206H117V204ZM155 203H157V204H155ZM219 203H221L220 205H219ZM27 204V205H26ZM156 205V208H153V206L154 205ZM234 204V203H233ZM236 204V205H237ZM103 205V209L104 210H106L107 209V207H105V206H107L106 204H102ZM139 205H137L136 206V208H135V210L137 211V209L138 210H140L139 209ZM159 207H158V206ZM175 205V206H174ZM255 205V204H254ZM112 206V205H111ZM118 207L119 209L117 210V212H114L113 211V208L114 207ZM170 206V207H169ZM243 206H244V210H243ZM110 207V206H109ZM155 207V206H154ZM193 207V208H192ZM222 207V208H221ZM233 207H236L235 205H233ZM264 207V206H263ZM43 208V209H42ZM45 208V209H44ZM157 208H159V209H157ZM114 209H116V208H114ZM155 209H157V210H155ZM192 209V210H191ZM238 209V208H237ZM45 210V211H44ZM172 211H170V214H171V217L169 218L168 216H170V214H166V213H164L165 215V217L164 216H160V217H164V218H169V220L167 219H163L162 218V220H166L167 221V223H166V229H167V231L169 232V228L170 227H172V226H169V224L170 225H173L172 223H169L168 224V221H170V220H173L172 219ZM189 211V212H188ZM196 211V212H195ZM237 211V210H236ZM243 211V212H242ZM254 211V210H253ZM194 212V213H193ZM200 213V215H201V217L203 216V218L205 219H203V218H201L200 217V215H198L199 213ZM225 212V213H224ZM255 212V211H254ZM44 213V214H43ZM185 213H187V216L189 215V217H190V215H191V217H193V219H194V221L195 222H197L196 224H197V226L195 225V222H193V228H191L192 226V222H191V224H189V222L190 221H187L186 219H189L186 215H185ZM189 213V214H188ZM223 214V215H222ZM102 215H103V217L105 218L106 216H105V214H103L102 213ZM167 215V216H166ZM195 215H197L196 217L197 218H194L195 217ZM256 215V214H255ZM185 216H186V219H185ZM247 216V217H246ZM4 217V218H3ZM238 217V218H239ZM104 218L102 219V217H101V220H99L100 222L102 221V220H104ZM111 218L109 219V221H108V219H106L108 222H106L105 220V222H104V225H103V229H104V232H102L101 234H100V231H103V230H101L102 229V227H100V225H99V223H97V222H93L92 224L91 223H89V224H91V225H88L87 226V230H88V228H89V230H91L92 229V227H93V224L95 225V223H97L96 225H97V227H93V229L95 228L96 230H99L100 228V231H98L99 233H98V235H97V231L96 230H92V232L94 231V232H96L94 235L92 234V233H90V231H89V234H88V232H87V234H88V237L89 238H85L84 239V241H85V244L84 245H82L80 248L82 249H80V250H77V251H75V252H73L74 254L73 255H71L72 254V251H71V249H68V250H70L69 252H71V254L68 252V250H63V252H65V262H69L70 264H111V263H113V264H115L114 262H116V264H119L120 262V260H122V261H124V263L122 262L121 264H132L133 262H137L138 264H139V260H137V258H134V257H138V255L140 254L139 252V254L137 253V256H135L134 255V257H132V258H130L131 256H130V254L129 253H127L128 251H130L131 249H129V247L131 246L130 244H127L126 242V244H127V249H126V244L125 245H123L124 246V248L127 250V252L126 251H124V248H123V246L122 245H120V244H124V242H122V239H123V241L126 239H124V238H122V239H120L123 235H120L119 236V232H118V235L117 236H119L120 238L118 239L117 238V236H116V233H117V231L119 230V228H121V227H117V226H115V227H117V228H115V229H112V226H113V223L114 222H112L111 221ZM201 220H200V219ZM115 219V220H116ZM161 219V218H160ZM203 219V220H202ZM240 219V218H239ZM240 219V220H241ZM23 220H32L33 221V224L34 225H40V226H43L42 227V229L44 230L43 231V234L44 235H40V236H38V237H40V240H42V239H44V240H42L43 242H40L39 243V245L38 244H34V246L33 247H35L34 249L32 248V245H28V244H26V238H25V236L27 235V227H23V228H21V229H19L18 228V224H22V221ZM143 220H144V218H143ZM180 220H182V221H180ZM190 220V219H189ZM239 220V221H240ZM44 221V223L45 224H43L42 222ZM88 222H90L89 220H87ZM86 221V222H87ZM120 221V222H119ZM140 221H142L141 219H139V222ZM191 221H192V219H191ZM200 221V222H199ZM242 221L243 222H246L245 220H244V218L242 219ZM241 221V222H242ZM136 222V221H135ZM143 223H144V221H142ZM182 222H183V224H184V226H183V224H182ZM242 222V223H243ZM108 223V224H107ZM142 223V224H143ZM165 223V222H164ZM241 223V224H242ZM248 223V222H247ZM244 223L243 224V226L244 227H242L241 226V224H240V227H241V229L242 230H244L245 232H247V233H249L250 234V237H249V239L251 240V238H252V240L251 241H249V239H248V241H249V244H248V247H251L252 245H253V238H255L256 237V233L259 231V229L254 225V224H252L251 223V221H250V223L252 224H250V223ZM42 224V225H41ZM105 224H106V226H105ZM117 224V223H116ZM206 224H207V221H206ZM245 224H247V225H245ZM109 227H108V226ZM115 225V224H114ZM118 225H120V224H118ZM122 225V224H121ZM202 225V226H201ZM250 225H251V227H250ZM92 226V227H91ZM105 226V227H104ZM141 226V228L143 229V233L144 232H146L145 230H146V228H145V230H144V226L145 225H140ZM169 226V227H168ZM255 226V227H254ZM168 227V228H167ZM45 228V229H44ZM52 228V229H51ZM91 228V229H90ZM98 228V229H97ZM108 228L111 230H116L115 231V234H114V232H112V230L110 231V233L112 232L113 234H111L110 236H111V238H112V235H114V238H117L118 240H116V239H114V238H108V234H109V230H108ZM172 228V229H173ZM190 228V229H189ZM196 228V229H195ZM198 228V229H197ZM165 229V230H166ZM171 229V228H170ZM189 229V230H188ZM249 229H251V230H249ZM254 229V230H253ZM21 230V231H20ZM177 230V229H176ZM176 230H170V233L171 234H173V237H174V240H173V238L171 237L172 235H169V233H168V237L171 239V240H173V242H177V241H179L180 239L179 238H181L182 236H181V234H180V230H178V231H180L179 233H178V235H177V233L176 232H174V231H176ZM253 230V231H252ZM46 231V232H45ZM188 231V232H187ZM249 231V232H248ZM250 231H251V233H250ZM120 232H121V230H120ZM148 233L149 232H151L150 230H148L147 231ZM103 233H105L104 235H107V239H108V242L110 243V241L111 240H113L114 242H112L111 241V246L112 245H114V243H115V245L119 242H121L120 244H119V246L118 245H114V246H112V247H114L115 249V251L116 252H114V255L116 256H114L113 255V252H111V251H113V248L110 246V244H109V246L108 247H105V246H103V241L102 240H106V237L105 236H103L102 234ZM153 233V232H152ZM151 233V234H152ZM176 233V234H175ZM46 234V235H45ZM121 234V233H120ZM125 234V233H124ZM141 234V233H140ZM147 233H145L144 235H146ZM91 235H93L94 236V239L91 237ZM97 235V237H98V240H96L95 239V236ZM167 234H165V236H166ZM189 235H191L190 233H189ZM44 236H47V238L46 237H44ZM146 236H149L150 237V239H149V237L147 238V237H144V239H147V240H151V241H155L156 240V235L155 234H153V235H151L150 236V234H147ZM153 236H155V237H153ZM44 237V238H43ZM51 237V238H50ZM124 237H125V235H124ZM167 237V236H166ZM177 237V238H176ZM179 237V238H178ZM90 238H91V240H92V242H90ZM169 238H167V239H169ZM190 238V236L188 237V239ZM28 239H29V237H28ZM170 239H169V241H170ZM177 239V240H176ZM184 239V238H183ZM188 239H184V241H182V239L180 240V242L183 244V245H185V243H187V242H185L186 240H188ZM191 239V238H190ZM226 241H225V240ZM239 239V240H238ZM33 240V239H32ZM31 240V241H32ZM86 240H88V242L86 243ZM120 240V241H119ZM192 240V239H191ZM230 240H231V242H230ZM22 241V242H21ZM24 241V242H23ZM116 241H117V243H116ZM193 241H191V243H190V245L192 244V246L194 245L193 243H192ZM235 242H237V243H235ZM250 242H251V244H250ZM14 243V244H13ZM100 243H102V245L101 246H99V244ZM26 245V246H25ZM45 245V246H44ZM93 245V246H92ZM96 245H98V246H96ZM129 245V246H128ZM238 245L241 247V248H239L238 247ZM52 246H54L52 249L50 248V247H52ZM118 246V247H117ZM27 247V248H26ZM32 249V250H30V249ZM59 250H58V249ZM96 248V249H95ZM99 248V249H98ZM112 248V249H111ZM131 248V247H130ZM134 248H136V247H134ZM9 249V250H8ZM36 249V251H34ZM43 249V250H42ZM117 249V250H116ZM121 249V252H119L118 250H120ZM137 249V248H136ZM136 249H134V251L136 250ZM55 251L56 252V254H58L56 257L54 256V254H52V253H55V252H53V251ZM96 250V251H95ZM138 251H139V249H137ZM69 253H67V252ZM79 251H83V255L82 256H80V254H82L81 252H79ZM100 253V254H97L98 252ZM101 251V252H100ZM124 251V252H123ZM108 252H110L109 254H112L111 256L108 254ZM118 252V253H117ZM123 252V253H122ZM137 252V251H136ZM136 252H133L132 253V250H131V253L132 254H134V253H136ZM162 252H164V254H166V250L164 251L163 250V248H161V251H160V255L159 256H155L154 258H153V256L152 257H150V256H147L146 255V260H151L150 261V264H153L154 263V261H155V264L156 263H160L161 262V258L163 259V260H165V261H163L162 260V264L165 262V264L167 263V264H174L172 261V259H174V257H176L175 258V263H177V264H179V260L181 261L180 262V264H186V263H188L187 262V260H184L183 261V259H185V258H183V256L180 254L181 253V251H179L178 252V250L177 251H175V256H172V255H174V254H170V252H168L167 253V255H171L172 256V258H171V256L169 257V256H167V255H165L164 256V254H162ZM115 253H117V254H120V253H122L123 255H117V254H115ZM124 253H126L127 254V256L125 255V257H126V260H127V263H126V261H125V258H124ZM178 253V254H177ZM64 254V253H63ZM76 254H78V255H76ZM129 254V255H128ZM263 254V255H262ZM99 255H100V257H99ZM183 258H181L180 256ZM261 255L262 256H264V251H262L261 252V254H260V257H261ZM53 258H51V257ZM62 256V255H61ZM64 256V255H63ZM67 256V257H66ZM77 256V257H76ZM110 258H108V257ZM117 256H118V258H117ZM130 256V257H129ZM161 256H163V257H161ZM179 256V257H178ZM50 257V258H49ZM81 257H83V258H81ZM96 257V258H95ZM105 257V258H104ZM107 257V258H106ZM112 257H115V258H117V259H114V258H112ZM149 257V258H148ZM159 257H161V258H159ZM178 257V258H177ZM58 258H60V257H58ZM79 258V259H78ZM113 260H112V259ZM121 258V259H120ZM139 258V257H138ZM152 258V259H151ZM72 259V260H71ZM77 259V260H76ZM81 259V260H80ZM107 259V260H106ZM154 259V260H153ZM176 259H179L178 261L176 260ZM182 259V260H181ZM260 259H262V258H260ZM50 260L52 261V260H55V261H52V262H50ZM85 260V261H84ZM152 260H153V262H152ZM171 262V263H169V261ZM264 257H263V259L262 260H260V264H264ZM72 261V262H71ZM107 261V262H106ZM156 261H158V262H156ZM183 261V262H182ZM186 261V262H185ZM64 262V263H65ZM85 262V263H84ZM117 262H119V263H117ZM145 262V261H144ZM148 262V261H147ZM152 262V263H151ZM141 263V262H140ZM158 263V264H159ZM160 263V264H161ZM189 264V263H188Z\"/></svg>", "mask_w": 264, "mask_h": 264}]
</instances>
